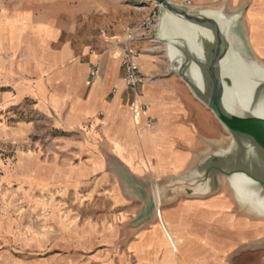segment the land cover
<instances>
[{
    "label": "crops",
    "instance_id": "0c3cea01",
    "mask_svg": "<svg viewBox=\"0 0 264 264\" xmlns=\"http://www.w3.org/2000/svg\"><path fill=\"white\" fill-rule=\"evenodd\" d=\"M180 5L236 15V46L264 65V0ZM3 17L0 150L14 153L5 160L0 154V209L19 197L26 208L47 212L54 225L47 232L50 220H42V251L52 252L50 258L29 262L1 254L3 264H73L77 258L69 252L82 243L65 237L66 223L57 213L76 206L80 195L107 211L93 222L99 229L94 225L88 234L91 246H101L89 264H130L118 253L117 260L108 259L115 251L110 247L121 241L134 264H264V217L242 209L221 181L215 193L203 197L160 204L152 194V183L184 176L228 139L215 116L169 71L162 42L169 67L159 74L156 56L141 53L137 66L146 80L133 94L121 79L119 51L90 80L93 55L68 42L53 47L61 31L57 24L33 22L27 15ZM26 105L42 113V154L29 150L33 121H8ZM48 132L51 138L44 137ZM26 214L23 224L32 212ZM18 223L0 216V245L25 246Z\"/></svg>",
    "mask_w": 264,
    "mask_h": 264
},
{
    "label": "water",
    "instance_id": "95a60500",
    "mask_svg": "<svg viewBox=\"0 0 264 264\" xmlns=\"http://www.w3.org/2000/svg\"><path fill=\"white\" fill-rule=\"evenodd\" d=\"M149 1L160 7L159 18L153 34L165 46V54L170 63L169 71L179 76L193 96L215 116L230 136L221 148L207 154L184 176L171 178L157 184V188L165 189L166 201L177 197H203L215 193L219 189L220 178H223L239 206L258 216L249 211L248 206H242L239 203L234 194L231 179L236 174L244 175L253 183L252 189L258 196L264 198V175L260 171H264V118L227 111L223 106V98L224 84H228L231 85V93L228 94V98L232 102L264 106V77H262L264 65L244 54L236 46V43L232 44L228 34L223 33L217 20L203 15L200 13L202 10L189 9L168 0ZM219 10L229 18L236 16L227 15L223 9ZM236 20L237 17L231 22V33ZM178 21L194 26V32L188 31L186 37L180 35L170 41L164 38V25L169 24L176 27ZM170 45L175 50L172 57L167 54ZM231 50L235 51L234 61L229 68L231 75L239 76L243 82L248 81L247 78L255 82V86L250 89L249 93L245 90V93L242 91L243 94H239L236 90L237 85L235 84L234 87L231 82L230 75L225 78L221 74L220 62ZM247 66L253 70V74L243 72L242 69ZM191 72L198 75L200 84L189 75ZM242 139H247L257 148V154L262 159L261 163L259 161L254 165L250 163V155L247 153ZM243 162H248L251 167L248 163L244 164ZM254 168L259 172L254 171ZM158 200L160 204H163L161 197H158Z\"/></svg>",
    "mask_w": 264,
    "mask_h": 264
},
{
    "label": "rangeland",
    "instance_id": "374dc122",
    "mask_svg": "<svg viewBox=\"0 0 264 264\" xmlns=\"http://www.w3.org/2000/svg\"><path fill=\"white\" fill-rule=\"evenodd\" d=\"M168 1L176 5L185 2V0ZM159 9V6L149 0H0V14L4 15L3 18L11 19L15 16L20 19V16L27 15L31 21L37 23L52 21L61 30L60 36L53 44V47H59L66 42L71 43L73 47H86L88 54L93 55L94 62L107 59L112 51L120 52V46L117 45V42L124 38L125 29L139 24L153 12L158 15ZM115 37L116 39H114ZM136 45L142 49V53L156 56L159 61L157 72L165 74V67H169V65L164 56L163 45L156 42L155 38L153 40L140 41ZM181 82L188 88L183 81ZM192 99L202 104L194 96H192ZM26 104L30 105V103ZM27 105L23 109L17 107L14 110L15 117L10 118L8 121H33L35 131L29 136L32 142L29 144V150L32 149V151L42 154V113L35 112ZM0 115L3 116V112ZM2 116H0V121H2ZM223 135L230 137L224 129ZM44 137L51 138V133L48 132ZM8 153L13 154L14 151ZM8 153L0 150L1 158L3 160L7 159ZM220 181L223 186H226L223 178H220ZM151 190L155 198L161 197V202L165 203L166 192L164 188L158 189L157 185L155 186L152 183ZM79 198L81 199L77 200L78 203L73 208L64 207L62 210L58 209L57 217L60 218L62 216L66 223L64 224V229L67 232L65 237L71 236L82 243L81 249L64 253L67 254L69 252L76 255L77 259L73 264H89L93 255L101 249V246H91L87 241L88 234L92 232L94 225L96 230L99 229V226L94 223L99 220L98 218H100L102 213L107 211L106 209L92 207L93 203L86 201L82 195ZM26 212H32V214H29L31 219L28 220L29 223L23 224L24 220L22 218L27 216ZM1 215L17 219L19 222L17 227L22 229L24 233L25 240L23 242L25 246H20V248L10 243L1 244L0 255L10 253L16 258L29 262H42V258L48 259L51 257L52 252L42 251V220L46 222L51 217L47 212L42 214V210L26 208L21 199L17 197L16 201H6L4 208L0 209ZM107 216L117 222L115 212H110ZM50 223L51 220L46 224L47 232L54 231V225ZM110 249L115 250L113 251L114 255L108 258L111 261L119 258V256L116 257L118 253L126 258L130 264H134L132 258L126 255L125 242L121 241L111 246ZM3 263L7 262L0 257V264Z\"/></svg>",
    "mask_w": 264,
    "mask_h": 264
},
{
    "label": "bare ground",
    "instance_id": "6f19581e",
    "mask_svg": "<svg viewBox=\"0 0 264 264\" xmlns=\"http://www.w3.org/2000/svg\"><path fill=\"white\" fill-rule=\"evenodd\" d=\"M200 13H202L203 15H205L207 17H211V18H214L215 20H217V22L220 24V27H221L223 33L225 35L228 34V38H229L230 42L232 44L237 43L235 32H232V33L230 32L231 22L233 19H236L237 16L229 18L228 16L224 15L219 9L215 10V9H210V8L204 9ZM177 24L178 25L176 27L170 26L169 24L164 25L163 37L170 41V40H173L175 37L180 36V35L181 36L184 35L186 37V35L188 34L187 33L188 31L194 32L193 31L194 26H192V25L183 24L181 21H178ZM114 39H116V37ZM157 41L160 44H162L159 40H157ZM238 43H240V42H238ZM174 51L175 50L171 45L168 46L167 54L169 55V57L173 56ZM234 52H235L234 50H231L227 54V56L220 62L221 74L225 78L230 75L231 82L233 83L234 87L237 85L236 90L239 94H243V92L245 93V90L249 93L250 89H252L255 86L254 85L255 82L251 79H248V78H247L248 81L243 82V81H241L239 76L236 75L237 76L236 77L235 74H233L234 76L231 75V70L229 68L234 61V56H235ZM166 58H167V56H166ZM242 70H244L243 72H245V73L249 72V73L253 74V70L251 68H249L248 66ZM258 73H259V71H258ZM240 74H242V73H240ZM189 75L194 79L195 82L200 84L199 77L197 74H195V72H193V73L191 72V74H189ZM259 77H260V79H262V77H264V72L262 73V77L260 75H259ZM247 87H249V88H247ZM224 90H225V92H224V98H223V106L227 111H231V112L236 113V114L256 115V116L264 118V106L263 105H246L243 102L242 103H237V102L234 103L228 98V94L231 93V85L224 84ZM241 141H242L243 145L245 146L247 153H249V155H250V163H252L253 165L255 164V162H258V161L261 163L262 159H260L258 154H257V151H258L257 148L254 147V145L252 143L247 141V139H242ZM243 163L245 164L248 162H243ZM249 166L251 167V164H249ZM250 169H252V168H250ZM254 171L259 172L255 168H254ZM260 171L264 175V171H262V170H260ZM231 183H232L233 188H234V194L236 195L239 203L242 206H244V205L248 206L249 211H252L256 215L264 216V198L259 197L258 194L256 193V191L254 189H252L253 183L242 174L234 175L231 179Z\"/></svg>",
    "mask_w": 264,
    "mask_h": 264
},
{
    "label": "built area",
    "instance_id": "2783aa9c",
    "mask_svg": "<svg viewBox=\"0 0 264 264\" xmlns=\"http://www.w3.org/2000/svg\"><path fill=\"white\" fill-rule=\"evenodd\" d=\"M186 5H189V2H186ZM157 20L158 15L155 12L149 14L139 24L125 29L124 38L117 42V45L120 46L119 69L121 79L127 89L133 94H136L137 88L146 80V77L141 74L137 66V59L142 53V49L136 44L143 40H153L155 38L153 31ZM102 69V61H95L89 72L90 80L99 78L102 74Z\"/></svg>",
    "mask_w": 264,
    "mask_h": 264
}]
</instances>
